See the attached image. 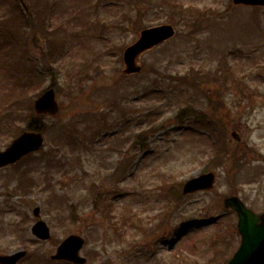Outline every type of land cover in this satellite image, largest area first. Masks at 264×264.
Listing matches in <instances>:
<instances>
[{
    "label": "rangeland",
    "instance_id": "rangeland-1",
    "mask_svg": "<svg viewBox=\"0 0 264 264\" xmlns=\"http://www.w3.org/2000/svg\"><path fill=\"white\" fill-rule=\"evenodd\" d=\"M52 1L55 24L67 32V50L57 59L59 65L64 69L89 62L92 78L73 82L55 73L60 111L54 119L45 118V149L15 167L0 169V254L38 251L42 260L49 259L59 242L78 234L86 241L81 255L87 264H207L215 249L213 244L232 231L237 235V218L223 207V198L235 195L254 213H264V9L236 7L231 0H174L203 10V14L184 18L172 13L166 0ZM132 20L136 28L141 23L172 25L176 33L141 56L139 74L123 78L120 51L138 36ZM8 27L0 25L3 48L19 44L20 30ZM32 55L41 56V50L33 49ZM224 62L237 74L245 72L254 88L253 95L242 98L219 82H199V90L188 91L167 79L191 67L215 68ZM50 81L46 75L42 86L35 83L32 90H42ZM155 90L161 93L145 95ZM189 102L203 108L206 117L222 121L225 146L232 159L242 158L248 164L237 172L231 168L228 155L219 170H214L217 179L212 192L184 197V182L211 166L207 164L209 145L204 130L197 132L195 127H188L191 120L180 125L174 118L178 109ZM123 107L126 112L119 109ZM105 121L111 124L112 133L102 140ZM161 122L163 127L158 128ZM72 125L76 127L70 133L73 135L67 137L62 148L54 150L59 171L47 170L43 161L37 163L50 148L60 146L56 143L60 129L64 132ZM231 132H236L240 142L231 138ZM0 137L4 145L6 138L3 134ZM96 137L97 142L88 143ZM79 141H87V147L93 150ZM142 144L148 150L145 158H141ZM24 175L33 178V188L22 186L23 180L29 181ZM114 175L120 176L119 181L115 179L119 182L118 195L109 198L111 205L101 203L98 213L92 209L88 189L104 178L113 182ZM170 182L173 184L169 189L166 184ZM109 187L105 183L102 188ZM54 195L75 207L58 205ZM35 207L40 209L38 218L32 215ZM126 207L146 218L150 230L141 233L126 226L123 234L116 231L113 224H121L120 212ZM37 220L49 227V241L32 236L30 228ZM180 232L182 236L176 238ZM227 238L232 241L230 236ZM237 243L238 235L235 247ZM234 249L221 255L217 251L216 262L211 264L231 257ZM27 259L19 264H38Z\"/></svg>",
    "mask_w": 264,
    "mask_h": 264
},
{
    "label": "water",
    "instance_id": "water-1",
    "mask_svg": "<svg viewBox=\"0 0 264 264\" xmlns=\"http://www.w3.org/2000/svg\"><path fill=\"white\" fill-rule=\"evenodd\" d=\"M233 2L234 4L264 5V0H233ZM172 35L173 29L170 26H161L142 31L138 41L124 51V73H137L139 71V67L136 65L137 57L143 51L161 43ZM34 109L37 114L55 115L58 107L54 100L53 91L49 90L37 99ZM42 142L43 139L40 134H22L4 152H0V168L14 164L22 157L38 151L42 146ZM213 183L214 175L212 173L202 175L187 182L183 193L190 194L198 190H210L213 187ZM225 204L237 210L240 217L238 229L241 234V246L229 264H264V215L260 217V223H258L259 219L244 210L242 205L235 199H228ZM33 213L38 216L39 209L36 208ZM32 231L41 239L49 238L48 229L42 222L36 223ZM82 244V239L71 236L63 242L54 259H67L75 263L84 264L85 260L78 257V251ZM24 255V252H19L11 256H1L0 264H16Z\"/></svg>",
    "mask_w": 264,
    "mask_h": 264
},
{
    "label": "trees",
    "instance_id": "trees-1",
    "mask_svg": "<svg viewBox=\"0 0 264 264\" xmlns=\"http://www.w3.org/2000/svg\"><path fill=\"white\" fill-rule=\"evenodd\" d=\"M168 9H172L173 11H176L177 13L181 14V16H193L194 13H197L198 10L193 9H186L184 10L181 6L175 5L173 3L166 2ZM35 9L37 10V15L40 14L44 17V22L42 19L39 20V24L41 27L44 28V31H46V13L49 11V9H45V7L42 6V4L36 2L34 4ZM47 10V11H45ZM134 20H132L133 23ZM6 24H8V28L14 27L17 30L23 29L25 30L27 27L31 28L33 30L35 28V25L33 24L32 20L24 16L21 9L18 6H13L11 10V14L6 20ZM134 26V24H133ZM135 30L138 31L141 28H143V25L140 24L137 26V28L134 26ZM48 45L50 48L48 52V56L52 58V60L60 55L62 52V45L61 41H58L57 39H48ZM43 60H45L47 57L43 55ZM219 73L214 72L212 73H201L199 71H195L193 75H197L199 79V82L206 83L208 79H219ZM29 83H35L36 80H38V77H28ZM189 76L186 75L184 77L178 78L176 81L181 83L182 85H190L189 83ZM206 81V82H204ZM22 82H19L17 85H13V87L8 88L7 91L0 92V135H7V137L13 138L17 136L21 131V122H25L27 130H44L45 125L42 122L41 118L34 117L32 114V103L33 98L35 95H29L28 89L30 86L28 83L21 84ZM21 84V85H19ZM16 86V87H15ZM192 88H195L196 85L191 84ZM195 117L197 120H204L202 119L204 116L201 112H197L194 110V108L187 107L180 110L179 114L177 115V118L179 119H186L189 117ZM211 133H214V131H211ZM64 138L61 135L60 141H63ZM226 147L225 145L219 144L217 146V149L215 150L216 153L214 154L213 159L211 160V164H214L216 161H219L218 159L222 156L223 153H225ZM46 157V165L48 167H56L59 165L58 162L55 161V155L54 154H46L43 155ZM139 224L142 222L140 220H137ZM215 258H212L210 260V263L215 262Z\"/></svg>",
    "mask_w": 264,
    "mask_h": 264
}]
</instances>
